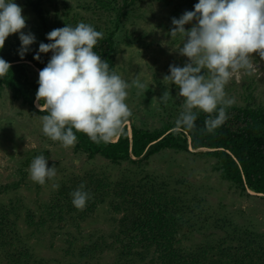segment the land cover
<instances>
[{
    "label": "rangeland",
    "instance_id": "rangeland-1",
    "mask_svg": "<svg viewBox=\"0 0 264 264\" xmlns=\"http://www.w3.org/2000/svg\"><path fill=\"white\" fill-rule=\"evenodd\" d=\"M40 1L45 24L28 0H16L23 9L22 15L27 18L23 31H31L37 38L31 46L33 50L38 49L40 42L45 43L48 32L66 24L75 26L83 21L113 30L119 14L116 10L100 8L96 0ZM114 1L117 8L124 4L123 0ZM197 2L136 0L135 4L122 8L119 28L115 31L116 72L128 81L139 75L150 84L146 91L135 87L128 90L126 103L133 116L130 126L134 124L141 128L161 129L166 123H173L183 111V98L176 96L178 88L174 84L168 85L163 78L170 74V64L183 66L188 60L173 49L179 45V38L172 40L169 35L174 27L171 20L173 17L179 18L185 11L194 10ZM19 46L18 34H12L2 49H16ZM252 55L256 62L253 73L247 75L241 71L234 74L225 86L227 96L234 97L236 105L249 102L264 105V60H260L258 54ZM28 71L30 79L37 82L39 70L29 65ZM165 91L172 95L167 105L159 101ZM42 116L29 104L14 99L9 88L5 87L1 91L0 208L3 207L7 212L20 208L19 216L11 214V217L17 220L22 233L30 231L24 222L28 211L34 212L38 218L46 212V205L55 200L63 183L76 178L85 181L87 179L84 176L89 174L97 177L105 175L113 182L130 180L131 177L136 180L151 177L157 184L168 181L169 190L178 193L180 203L190 208L187 215L191 223L195 224L193 231L186 237L182 233L177 236L181 238L177 246L184 250H196L206 243L215 246L222 243L237 245L240 241L237 230L245 231L246 228L264 233V195L252 190L243 192L224 179L217 160L204 153L208 149H165L149 158L132 157L135 161L118 163L101 155L90 156L77 151V142L65 148L61 143L52 141L42 132ZM39 154L48 158L49 167L55 165L57 168L54 180L44 185L32 181L29 174V165ZM53 183H58L60 187L54 188ZM14 184L18 186H12ZM73 209L72 220L69 214H63L64 220L69 219L65 226H58L61 221L55 220L52 229L28 240L40 264H119L117 249L98 252L89 262L86 259L81 262L77 257L80 247L89 245L101 236L111 241L118 232L117 219L120 214L112 210L110 202L100 205L93 214L80 222L76 218L78 209L74 206ZM68 239L73 240L74 250L71 252H68Z\"/></svg>",
    "mask_w": 264,
    "mask_h": 264
},
{
    "label": "trees",
    "instance_id": "trees-1",
    "mask_svg": "<svg viewBox=\"0 0 264 264\" xmlns=\"http://www.w3.org/2000/svg\"><path fill=\"white\" fill-rule=\"evenodd\" d=\"M123 1V6L117 8L114 0H96L100 8L119 13L113 30L95 26L104 33V38L98 42L94 51L107 60L115 71V31L119 28L121 10L136 2ZM28 4L45 24L41 1L28 0ZM48 42L45 36V43ZM18 48L0 49V56L12 65L9 73L0 78V93L7 87L14 99L22 100L45 115L47 113L35 105L38 84L30 79L28 66L42 70L52 53L41 54V62L33 58L38 49L21 59ZM207 116L201 111L195 129L176 132V120L166 123L161 129L141 128L134 124L130 126L133 117L131 113L124 123L123 133L109 143H95L86 134L77 132L76 150L122 163L124 160L135 161L132 157L149 158L165 149H208L204 153L217 160L224 179L243 192L252 190L264 195V105L251 102L245 105L233 104L227 108L228 119L213 133L205 130L204 121ZM84 178L87 180L76 178L67 182L72 186L84 183L91 194L86 206L82 210L78 209L77 221L85 220L106 202H110L112 210L119 213L120 217L117 219L118 232L112 236L111 241L101 236L78 249L77 257L81 262L83 259L89 262L98 252L117 249L119 264H264V233L250 228L240 232L236 229L240 239L237 245L222 243L215 246L206 243L192 251L177 246L181 242L177 236L182 233L186 237L193 231L195 224L191 223L187 215L190 208L180 203L178 193L169 190L168 181L157 184L151 177L140 180L131 177L130 180L113 182L105 175L97 177L94 174ZM67 183L61 185L55 200L46 205V212L38 218L34 212L28 211L24 222L30 231L26 230V233L20 231L17 220L11 217V214L19 216V207L8 212L0 208V264H40L28 240L52 229L55 220L61 221L58 226H65L69 219L64 220L63 214H69L71 220L74 218L70 193L75 189ZM12 186L17 187L18 184ZM198 216L201 218V215ZM68 242V252H71L74 250L73 240L68 239Z\"/></svg>",
    "mask_w": 264,
    "mask_h": 264
},
{
    "label": "clouds",
    "instance_id": "clouds-1",
    "mask_svg": "<svg viewBox=\"0 0 264 264\" xmlns=\"http://www.w3.org/2000/svg\"><path fill=\"white\" fill-rule=\"evenodd\" d=\"M16 0H0V49L12 34H18L21 59L33 51L36 36L25 33L26 17ZM169 35L179 38L173 47L188 58L183 66L169 65L163 78L178 88L183 111L175 121L174 131H191L202 111L208 114L205 130L213 133L228 119L227 108L235 103L225 86L234 74L251 75L256 68L252 54L264 60V0H198L194 10L173 17ZM186 25L191 27L186 28ZM48 43L40 42L34 59L51 52L46 66L38 73L36 107L47 114L41 117L43 134L65 148L77 142V132L95 143H109L123 133L131 110L126 103L128 90L146 91L149 83L137 75L128 81L112 69L109 62L94 51L104 33L83 21L66 24L46 34ZM11 63L0 56V78L11 70ZM172 95L165 91L159 101L167 105ZM32 181L44 185L57 175L55 165L48 166L44 154L36 155L30 165ZM54 188L60 185L53 183ZM72 204L82 210L91 194L81 183L70 193Z\"/></svg>",
    "mask_w": 264,
    "mask_h": 264
},
{
    "label": "bare ground",
    "instance_id": "bare-ground-1",
    "mask_svg": "<svg viewBox=\"0 0 264 264\" xmlns=\"http://www.w3.org/2000/svg\"><path fill=\"white\" fill-rule=\"evenodd\" d=\"M37 80V79H36Z\"/></svg>",
    "mask_w": 264,
    "mask_h": 264
}]
</instances>
